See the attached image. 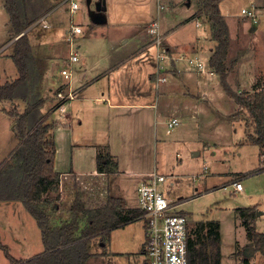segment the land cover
I'll list each match as a JSON object with an SVG mask.
<instances>
[{
  "label": "crops",
  "instance_id": "0c3cea01",
  "mask_svg": "<svg viewBox=\"0 0 264 264\" xmlns=\"http://www.w3.org/2000/svg\"><path fill=\"white\" fill-rule=\"evenodd\" d=\"M99 1L101 0H86L91 10L96 8ZM105 1L106 8L102 13L106 21L99 25L108 24L109 0ZM183 1L167 0L166 2L164 0L162 2V0H150L149 8L148 0H126L127 13L132 14L135 8L138 9L140 7L146 17L145 23L140 25L141 27L135 32L120 33L118 37H113L114 40L111 39L112 43H109V51L106 52L107 55L102 59L100 65L96 67L91 66L87 69L80 66L82 71L76 84H72L73 78L69 79L63 73L49 70L50 62L55 60V57H51L53 54L48 59V57L38 56L41 52L44 53L43 50L36 52L34 49V40L37 42L41 41V34L49 40L67 37L69 41H72L75 39V36H79L78 34H70L69 28L71 24L69 25L68 22L56 23V17L59 13L69 14L73 18L74 14L70 13L67 2L65 0H58L54 3L52 11L47 12L46 10L37 22L26 29L28 36H30L34 53L38 56V63L41 60L43 67L40 68V70L42 69V80L38 88L46 97L43 111L48 115L49 121L53 123L50 137L56 141L57 146L55 170L60 172L61 182L64 184H62L59 192L65 191L70 186L67 185L68 182L70 184L72 180L73 182L78 180L84 189L89 190L92 193L91 195L94 194V197H97L96 201L98 203H105L108 194L115 193L125 200L124 206L126 208L141 209L139 208V190L137 189L142 182L147 181L154 171H159L158 157L167 160L166 164L168 165L172 163L173 168L177 169L171 171L176 182L180 178L185 177V172L183 171L184 165L178 159L181 154L178 151L176 152L178 160L174 162L171 161L172 157H170V153L176 150V143H185L182 137V133H184L182 129L176 135V138L172 136V132L175 131V128L183 120L195 121V133L198 132V135L200 133V136H202L201 138L210 140L212 135H217L219 125L227 126L230 131L233 129L236 131L238 128H241L244 136L239 140L236 139L234 145L240 156L244 153L245 149L256 148L259 152V161L255 169L259 167L261 159L260 148L252 142L250 143L248 130H246L249 119L248 113L245 109H241L239 103L226 93L222 83H220L219 74L210 66V58L216 49L217 42L212 36L208 15L201 9L203 0H187L184 4L185 6H180ZM225 1L221 0L220 9L226 17L230 30V51L227 58V65H229L230 70L228 81L239 92H254L256 87H259L264 81V76H256V72L244 73V56L241 55L240 59L237 60L238 52H234L233 46L236 43L239 44V41L241 42L240 39H242L243 44L244 38L247 35V29L251 30L255 35L261 36L264 32V21L255 23L248 17H245L242 10V18L229 13L228 8L226 14L223 11ZM62 2L65 8H62V6L56 8ZM52 13L54 16L49 21L47 17L51 16ZM240 19H243L242 24L238 23ZM155 21L159 22L160 32L163 33V39L166 42V48L170 56L164 62L166 69L161 74L165 75L166 79L162 81H159L157 77V66L160 64L158 58L160 50L153 40V34L150 32V26ZM38 22L43 26L42 28L50 30L44 33L35 31L32 34L31 31ZM192 22H195V34L189 33L187 36L188 33L185 32L186 36L178 38L176 41L175 34L178 31H184L188 23ZM96 25L98 24L95 23ZM127 26V23L124 24L123 22L121 24V27ZM47 44L52 45L55 43ZM74 52L78 53V59L74 61L77 62L80 53L71 47V54ZM233 59L237 61L234 62ZM74 62L70 60L69 64ZM64 68L67 67H62L60 70ZM17 76L18 73L14 78ZM68 85L74 91L75 97L66 100L56 98L53 105H49L51 101L48 95L50 93L53 95L55 91L58 92L62 89L66 90L68 89ZM248 87L249 89H247ZM170 98L172 100L169 102ZM169 105H173V108ZM7 109L10 108L6 106L3 108V111L10 117L12 134H14L16 142L13 146H10L11 148L9 147V151L6 154H0V165L12 156L13 151L21 143L15 129L14 120L8 114ZM239 113L243 114V116L237 117L240 115ZM218 114L220 117H225V119L218 118ZM172 117L180 120V124L175 126L174 130L169 127ZM208 117L214 118L213 122H207L209 126L206 125L205 130L200 131V126L197 123L199 120H211ZM166 121L167 124H165L167 126L163 124ZM203 121L201 122L202 126H204ZM244 122H246V126ZM209 143L207 141L206 144ZM100 147L107 148L110 154L115 156L118 161L117 171L112 172L110 176L98 171L97 153ZM199 150L192 152L194 157L202 154L201 150ZM126 151L131 152V158L128 159ZM151 153L153 154V163H151ZM138 162H144V165L137 167ZM252 169L255 170L254 168ZM179 170L183 171L182 174H178ZM203 171L199 175L192 173L193 181L204 180L200 182L199 186L196 185L194 187L196 192L193 198L211 192L219 186L210 184L208 179L213 178L211 177L212 173L205 171V169ZM158 173L166 175V180L161 184V190L164 193L165 190L170 192V187L176 183L172 180L169 185H166L165 183L169 178V174L163 171H159ZM234 174L241 176V179L243 176L249 175L248 172L244 171L231 172L226 178L231 175L233 177L221 183H231ZM257 174L264 175V172ZM129 177H133V180L126 179ZM245 189L246 187L239 192H243ZM0 194L3 196L0 197V221L8 220L13 216H17L19 219L17 223L11 226L12 229H9L10 232L14 231L15 240L20 248L19 255L27 256L29 253L34 254V251H31L32 245L27 239H30L33 237V233H36L38 237L40 236L42 245H44L42 229L21 199L10 198L7 192L4 194L3 191ZM99 197H101V200H99ZM167 197L170 199L169 196ZM252 206L258 207V216L256 218L264 215L262 204L256 203ZM58 208L59 206L56 207V209ZM236 209L235 213L237 215ZM58 212L60 213V211ZM195 220L199 222L200 220L216 219H211L204 215ZM123 227L113 229L110 241L104 243L109 244L110 251L112 245L110 242L113 240L114 231ZM2 236L3 231L0 229L1 242L8 248L9 253L13 257L21 260L28 259L17 257L15 252L13 254L10 251L11 246H7L4 243ZM249 243L247 249H249ZM90 244V251L92 252L90 257H93L96 252L93 251L92 241ZM114 252L122 254V256H128V253L124 254L126 251L123 248L121 250L112 249L111 253ZM245 252L243 256L247 257ZM41 253L36 254L39 255ZM135 255L131 254L130 257L133 258ZM8 263L11 264L9 259ZM129 264H133L132 259Z\"/></svg>",
  "mask_w": 264,
  "mask_h": 264
},
{
  "label": "rangeland",
  "instance_id": "374dc122",
  "mask_svg": "<svg viewBox=\"0 0 264 264\" xmlns=\"http://www.w3.org/2000/svg\"><path fill=\"white\" fill-rule=\"evenodd\" d=\"M49 1H46L45 3V10H47V12L52 11L53 5H55L54 3H56L58 0L56 2L55 0ZM163 1L164 0H162V2ZM186 1L187 0H184L180 4V6H185L184 4L186 3ZM4 3V0H0V85L5 83L6 80L14 78L18 73L16 65L11 56L13 42L17 39V37L13 38L14 36H12V34L10 33L11 27L9 14L6 11L5 7L2 8V6H4ZM125 3L126 0H109V8L107 14L109 18L108 24L106 23L105 25L98 24L95 26V24L93 23L94 17L92 11L96 12L97 10L96 8L92 10L89 9L86 0L82 2L81 9L78 10L77 13H74V15L72 16L73 18H71L69 14L66 15L65 13H59V15H57L56 17V23L61 24V22L65 21L68 22L69 25L72 22L80 24L83 26V33L78 34L79 36H75V39H73L74 41H69L67 37H58L56 38V40L54 38L55 41L49 40L48 38H46V36L41 34V41L37 42L34 40L35 51L39 52L43 50L44 53L41 52L38 56L48 57V59L53 54V56L51 57H55V60L50 62V71H56V73L60 72L62 74V70H60L62 67H67L65 69L69 71L73 70L72 84H76L79 80V74H81L82 71V68L80 66L87 69L91 66L96 67L100 65L102 59L107 55L106 52L109 51V43H112L111 39L114 40L113 37H118L120 33L135 32L141 27L140 25H143L145 23L146 17L143 14V10H141L140 7L138 9L135 8V11L132 14H128L126 8L127 5ZM255 5H264V0H226L223 4V11L226 14L229 11V13L240 16L238 18H242V8H247ZM60 6H62V8H65L63 2L58 4L56 8ZM148 7L150 8V0H148ZM163 13H165V11H163ZM42 15L43 14H41V16ZM53 16L54 14L52 13L51 16L47 17L49 18V21L52 20ZM242 20L240 19L238 23L242 24ZM39 22L31 31L32 34L35 31H37L38 33H44L45 31L50 30L42 28L43 26L40 25ZM123 22L124 24L127 23L128 26L121 27V24H123ZM194 30L195 22L188 23L184 31H178V33L175 34V40L177 41L178 38H184L186 36L185 32L188 33L187 36L189 35V33L194 35ZM246 34L247 35L244 38L243 44L242 39H240L241 42L239 41V44L236 43V45L233 46L234 52H238L237 60L240 59L241 55L244 56V73L248 74L249 72H256V76H264V32L261 36H259L255 35L253 32H251V30L247 29ZM53 42L55 44H52ZM47 43H51L52 45H49ZM163 44H165L166 47L165 41L163 42ZM71 47L72 49L74 48L80 53V57L77 62L69 64V59L71 58ZM45 53L47 56L45 55ZM237 60H234V62ZM38 65L40 66V68H43L41 65V60ZM247 89H249V87ZM70 90L71 87L68 85V89H63V92L65 95H68V92ZM235 90L238 91L237 88H235ZM56 92L57 91H55V94L53 95L51 93L50 95H48L51 101L49 105H53L55 101L54 99L62 98L58 95V92ZM171 100L172 99L170 98L169 102ZM6 106L12 108V102L10 100H0V154H6V152L9 151V147L13 146L16 142L14 134H12L13 131L10 124V117H8L6 112L3 111V108H5ZM169 106H172L173 108V105ZM242 116L243 114H240L237 117ZM218 118L225 119V117H220L219 114ZM210 119L211 120L205 119L206 121L199 120L197 124L200 126V131L205 130L206 125L209 126L207 122H213L214 118ZM202 121L204 126H202ZM194 122L195 121L192 120H183V122H181V124L175 128V131H173L174 129L172 130V136L174 138H176V135L179 134V131L181 129L182 132H184L182 133V137L183 140H185V143H176V150L170 153V157H172L171 161L174 162L179 159V162L184 165L183 171L185 172V177L180 178L179 181L176 182L171 174V171L173 169V171L177 169L173 168L172 163L169 165L166 164L167 160L158 157L156 153L159 160V171L167 172L169 174V178L167 179L165 184L169 185L172 180H174V182L176 183L174 186L170 187V192H167L164 188L163 189L165 190L166 195L169 196L172 201L178 202L180 204L178 206V209L182 211L184 210L188 214V216H190V219H192L190 220L192 228H194L197 224L195 219H199L204 215L211 219L219 220L220 223H222V264H264V254L258 251L255 253L254 257L251 256L249 258V263H246L244 261L245 257L243 256V253L245 252V250H248V243L253 242V240L247 236L246 226L241 222V218L235 213V208H238L240 206L251 207L256 203L262 204V210H264V175L251 173V171H253L252 168L255 169V166L259 161V152L256 150V148L251 147V149H245L243 151L244 153L241 156L239 155L234 142L236 139L239 140L244 136L243 130L241 128H238L236 131L234 129L230 131L227 126L219 125L217 135H212V138L210 140L201 138L202 136H200V133L198 135V132L195 133L196 123ZM165 123L167 124V121L163 123L165 126H167ZM244 123V125L246 126V122ZM247 124V132H253L254 126L251 123V119H248ZM207 141H209L210 143L206 144ZM198 149L201 150L202 154L198 157H194L192 152L198 151ZM177 151L181 154L178 159L176 154ZM126 153L128 154V159L132 157L130 151H126ZM152 153L151 163H153ZM162 162L164 165L162 164ZM143 165L144 162L137 163V167H142ZM162 168H164V170H162ZM205 168H207L206 171L212 173L211 177L213 178L208 177L210 184L219 186L211 192H207L200 195V197L193 198V195L196 192V189H194V187L196 185L199 186L200 182H203L204 180L193 181L192 173H197L196 175H199V173L202 174ZM183 171L179 170L178 174H182ZM236 171L248 172L249 175H245L241 179V176L234 174L232 182H234V180H241L243 186L246 187V189L243 192L238 191L233 194V188L231 185H229L227 189L223 187L225 184L230 183L221 182H226L228 178L233 177V175H231L226 178L231 172L234 173ZM126 179L133 180V177H129ZM61 181L62 179L60 180L59 189L55 190L53 194H51L52 199L49 201V210H51L52 213V224L58 226L70 218L72 214L71 206L76 195V192L74 191L73 180L70 182V184L68 182L67 185L70 186L66 188L65 191L59 192L63 184ZM96 199V196H89L87 200L88 204L91 207L101 205L102 203H98ZM99 200H101V197H99ZM55 204L57 205V207L59 206V208L55 209L54 211L53 206ZM58 211H60V213ZM256 215L258 216V214ZM18 220L19 219L17 216H13L8 220L5 219L3 221H0V229L3 231L2 240L4 241V243H6L7 246H11L10 251H12L13 254L15 252L17 257L27 259L29 257L37 255L38 253H41L44 250V245H42L40 236L38 237L36 233H33V237L27 239V241L32 245L31 251H34V254L29 253L27 256L19 255L20 248L15 240L14 231H9V229H12L11 226L14 223H17ZM254 222L257 230L264 231V215H261L260 218H256ZM35 226L37 225L35 224ZM145 240L146 231L144 220L142 218H138L134 222H131L128 226H124L123 228H119L118 230L114 231L113 240L112 242H110L112 244L111 251L109 244L107 245L103 242L101 243L99 237L94 238L92 240V248L96 253H94L95 255L93 257H90L87 260L86 264H129L132 259L130 257L131 254H139L144 244L146 243ZM121 248L126 251V253L124 254L128 253V256H122V254H117L115 252L111 253L112 249L121 250ZM0 264H9L6 252L3 247H0Z\"/></svg>",
  "mask_w": 264,
  "mask_h": 264
},
{
  "label": "trees",
  "instance_id": "16d2710c",
  "mask_svg": "<svg viewBox=\"0 0 264 264\" xmlns=\"http://www.w3.org/2000/svg\"><path fill=\"white\" fill-rule=\"evenodd\" d=\"M46 1L4 0L10 19V33L13 38L18 37L13 42L11 52L18 76L0 85V100L12 102V108L7 109V112L14 120L21 141L12 156L0 165V192H7L10 198L21 199L31 211L42 229L45 250L37 256L21 260L9 253L1 237L0 246L4 248L11 264H86L92 255L90 243L94 238L99 237L103 243L109 242L113 229L140 218L143 211L126 208L125 200L115 193L108 194L105 203L91 207L87 200L94 195L77 180L74 181L76 195L70 218L59 226L52 224L49 201L52 199L51 194L59 189L61 175L55 170L57 146L50 137L53 123L43 111L46 97L38 88L42 71L26 31L46 11ZM220 2L203 0L201 8L208 15L212 36L217 42L210 66L219 74L226 93L239 103L241 109L247 111L254 126V131L248 133L249 141L259 146L261 152L260 165L251 173L264 172V81L254 92L249 93L239 92L229 83L227 58L230 30L221 12ZM97 156L99 172L110 176L117 171L118 161L107 148L100 147ZM0 197L3 196L0 194ZM56 207L55 204L53 209ZM257 209V206L239 207L236 212L247 228V236L254 241L256 252L264 254V231H258L254 222ZM189 241V259L192 264H222L219 221L200 220L192 228ZM244 261L249 263V258L245 257Z\"/></svg>",
  "mask_w": 264,
  "mask_h": 264
},
{
  "label": "built area",
  "instance_id": "2783aa9c",
  "mask_svg": "<svg viewBox=\"0 0 264 264\" xmlns=\"http://www.w3.org/2000/svg\"><path fill=\"white\" fill-rule=\"evenodd\" d=\"M68 4L69 11L73 15L81 9L83 0H65ZM245 17L258 23L264 21V5L251 6L242 9ZM47 25V24H45ZM70 34L83 33V26L71 23ZM150 32L153 34V40L159 48V61L157 66V77L159 81L165 80L166 76L161 74L165 71V60L169 58L168 50L163 44V33L160 32L159 22L155 21L150 26ZM78 59V53L71 54V62ZM62 73L69 79L72 78V70L62 69ZM61 99H72L75 97L71 89L68 95L62 90L58 91ZM180 124V120L172 117L169 127L173 129ZM207 168H205V171ZM166 180V175L154 171L147 181L142 182L139 186V208L143 211L141 218L144 220L146 240L143 249L132 260L133 264H192L189 259V245L191 237V224L188 214L179 210L178 202L170 200L163 190L161 184ZM231 185L233 194L243 190L241 180H234L223 187L228 188Z\"/></svg>",
  "mask_w": 264,
  "mask_h": 264
},
{
  "label": "water",
  "instance_id": "95a60500",
  "mask_svg": "<svg viewBox=\"0 0 264 264\" xmlns=\"http://www.w3.org/2000/svg\"><path fill=\"white\" fill-rule=\"evenodd\" d=\"M106 8V1L105 0H101L97 3L96 5V12L92 11V14H93V21L97 24H101L103 22H105V17L103 15V10H105ZM198 154V153H197ZM256 252V249H255V244H254V241L249 243V249L245 252V255L247 257H250V256H253L254 253Z\"/></svg>",
  "mask_w": 264,
  "mask_h": 264
}]
</instances>
